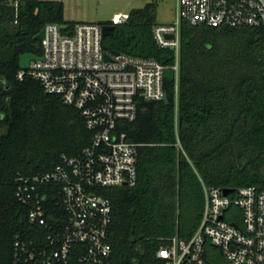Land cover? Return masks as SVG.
Masks as SVG:
<instances>
[{
    "label": "trees",
    "instance_id": "obj_1",
    "mask_svg": "<svg viewBox=\"0 0 264 264\" xmlns=\"http://www.w3.org/2000/svg\"><path fill=\"white\" fill-rule=\"evenodd\" d=\"M156 5L100 23L114 27L103 49L172 66L175 52L154 38ZM64 14L61 1L0 0V264H12L16 235L31 233L17 178L48 172L91 142L80 111L18 78L21 55H42L36 36L46 25L80 24ZM165 87L169 104H140L137 119L120 124L138 145L137 182L102 191L112 205L106 264H164L158 251L198 228L203 186L264 189V26L182 23L178 98L173 81Z\"/></svg>",
    "mask_w": 264,
    "mask_h": 264
},
{
    "label": "built area",
    "instance_id": "obj_2",
    "mask_svg": "<svg viewBox=\"0 0 264 264\" xmlns=\"http://www.w3.org/2000/svg\"><path fill=\"white\" fill-rule=\"evenodd\" d=\"M176 10L174 23L154 27L157 44L175 52L172 66L106 52L102 24L43 29L42 55L20 69L18 78L38 81L80 111L92 138L77 155L63 154L52 170L17 178L16 198L30 208L31 233L16 235L12 264H106L112 205L102 191L137 182L138 145L120 124L134 122L140 104L164 101L168 70L178 98L182 23L264 26V0H177ZM127 20L116 18L112 25ZM203 189L204 210L194 234L175 235L157 257L164 264H264V189L243 187L228 195L222 188Z\"/></svg>",
    "mask_w": 264,
    "mask_h": 264
},
{
    "label": "rangeland",
    "instance_id": "obj_3",
    "mask_svg": "<svg viewBox=\"0 0 264 264\" xmlns=\"http://www.w3.org/2000/svg\"><path fill=\"white\" fill-rule=\"evenodd\" d=\"M61 1L65 5L68 21L108 23L114 19L128 18L132 10L156 1V24L174 23L177 19V0H49ZM4 131L1 130V132Z\"/></svg>",
    "mask_w": 264,
    "mask_h": 264
},
{
    "label": "water",
    "instance_id": "obj_4",
    "mask_svg": "<svg viewBox=\"0 0 264 264\" xmlns=\"http://www.w3.org/2000/svg\"><path fill=\"white\" fill-rule=\"evenodd\" d=\"M62 28L63 29H66L67 28V26L66 25H63L62 26ZM113 26L112 25H104L103 26V35H104V37L105 36H107V35H109L110 33H111V31L113 30ZM44 35H45V31L44 30H42L37 36H36V38L38 39V40H43L44 39ZM169 38H171V36H169ZM115 55H118L119 54V52H113ZM37 59H39V57L38 56H36V55H34V54H31V53H26V54H23V55H21L20 56V60H19V67H20V69H23V70H27L29 67H30V63L32 62V61H35V60H37ZM111 58H110V56H108V55H106V60H110ZM165 77L168 79V80H173L174 79V72L172 71V70H168V71H166V73H165ZM164 102L166 103V104H169V100H168V96L166 95L165 96V98H164ZM152 102H145L144 104H151ZM233 192V190H231V189H225L224 190V194L225 195H228V194H230V193H232Z\"/></svg>",
    "mask_w": 264,
    "mask_h": 264
},
{
    "label": "crops",
    "instance_id": "obj_5",
    "mask_svg": "<svg viewBox=\"0 0 264 264\" xmlns=\"http://www.w3.org/2000/svg\"><path fill=\"white\" fill-rule=\"evenodd\" d=\"M66 19V18H65ZM67 20V19H66ZM68 21V20H67ZM78 23H91V22H86V21H78ZM95 23V22H92Z\"/></svg>",
    "mask_w": 264,
    "mask_h": 264
}]
</instances>
